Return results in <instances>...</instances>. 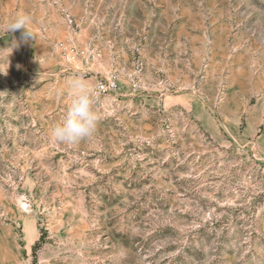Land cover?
I'll use <instances>...</instances> for the list:
<instances>
[{
    "label": "rangeland",
    "instance_id": "1",
    "mask_svg": "<svg viewBox=\"0 0 264 264\" xmlns=\"http://www.w3.org/2000/svg\"><path fill=\"white\" fill-rule=\"evenodd\" d=\"M110 75L55 141L67 82ZM0 264H264V0H0Z\"/></svg>",
    "mask_w": 264,
    "mask_h": 264
},
{
    "label": "clouds",
    "instance_id": "2",
    "mask_svg": "<svg viewBox=\"0 0 264 264\" xmlns=\"http://www.w3.org/2000/svg\"><path fill=\"white\" fill-rule=\"evenodd\" d=\"M30 17L18 13L8 24V31L21 32V40L33 38L28 30ZM15 42L13 47H17ZM68 104L63 119L51 129L55 141L66 145H77L95 133L99 116L96 111L97 94L82 77L76 76L67 82Z\"/></svg>",
    "mask_w": 264,
    "mask_h": 264
},
{
    "label": "crops",
    "instance_id": "3",
    "mask_svg": "<svg viewBox=\"0 0 264 264\" xmlns=\"http://www.w3.org/2000/svg\"><path fill=\"white\" fill-rule=\"evenodd\" d=\"M75 45H80L76 46V48L79 52H81L82 55L81 60L78 63L83 65L85 67V70H89L97 66L103 56V51L99 48L98 45H110V40L103 41L95 35L92 37H88L83 42H78V44ZM84 57L87 58L85 62L82 60Z\"/></svg>",
    "mask_w": 264,
    "mask_h": 264
},
{
    "label": "built area",
    "instance_id": "4",
    "mask_svg": "<svg viewBox=\"0 0 264 264\" xmlns=\"http://www.w3.org/2000/svg\"><path fill=\"white\" fill-rule=\"evenodd\" d=\"M71 52H74V49H72ZM74 55H75L74 53H71V58H73ZM117 88H118L117 79L115 78V76L110 75L109 77H106L104 80H101L96 84L95 92L98 95H104L106 93L115 91Z\"/></svg>",
    "mask_w": 264,
    "mask_h": 264
}]
</instances>
